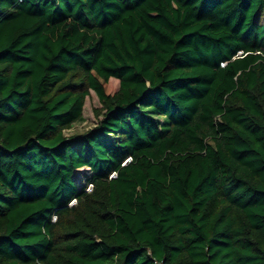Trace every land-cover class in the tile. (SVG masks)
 Returning <instances> with one entry per match:
<instances>
[{
    "label": "trees",
    "instance_id": "16d2710c",
    "mask_svg": "<svg viewBox=\"0 0 264 264\" xmlns=\"http://www.w3.org/2000/svg\"><path fill=\"white\" fill-rule=\"evenodd\" d=\"M0 264H264V0H0Z\"/></svg>",
    "mask_w": 264,
    "mask_h": 264
},
{
    "label": "rangeland",
    "instance_id": "374dc122",
    "mask_svg": "<svg viewBox=\"0 0 264 264\" xmlns=\"http://www.w3.org/2000/svg\"><path fill=\"white\" fill-rule=\"evenodd\" d=\"M99 100L94 91H91V94L86 98L84 105V121L76 124L72 131H81L85 128L91 126L95 122L94 108L99 106ZM71 131V132H72Z\"/></svg>",
    "mask_w": 264,
    "mask_h": 264
},
{
    "label": "built area",
    "instance_id": "2783aa9c",
    "mask_svg": "<svg viewBox=\"0 0 264 264\" xmlns=\"http://www.w3.org/2000/svg\"><path fill=\"white\" fill-rule=\"evenodd\" d=\"M128 160H129V158L126 159L124 163H126ZM115 175H116L115 172H112L110 174V177H114ZM91 189H92V183L91 182H88L87 185H86V187H85V190L86 191H90ZM75 201H76V199L75 198H72L69 204L71 205V204L75 203ZM53 218H55V216Z\"/></svg>",
    "mask_w": 264,
    "mask_h": 264
}]
</instances>
